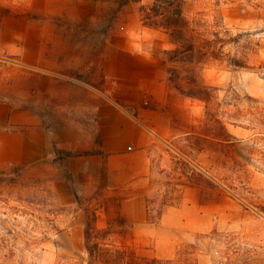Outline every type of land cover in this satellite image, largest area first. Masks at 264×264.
<instances>
[{
    "label": "rangeland",
    "instance_id": "374dc122",
    "mask_svg": "<svg viewBox=\"0 0 264 264\" xmlns=\"http://www.w3.org/2000/svg\"><path fill=\"white\" fill-rule=\"evenodd\" d=\"M151 2L0 0V99L21 94L28 76L32 80L40 72L39 53L54 47L52 40L45 43V36L57 35L60 49L82 60L68 81L89 82L85 75L92 70L94 84L108 83L110 100L130 111L137 110L128 100L139 88L144 92L140 105L167 114L177 129L189 122L222 138L226 126L229 136L223 137L230 142L213 145L215 151H193L184 135L167 142L156 138L144 197L166 180L161 168L176 182L200 183L199 171L187 172L176 157L196 170L205 169L215 187H185L180 204L169 209L159 226L138 225L118 238L141 254L169 259L180 245L215 229L230 233L234 248L229 251L225 241L204 240L199 264H264V0H187L190 18L212 28L220 22L238 39L226 45L222 60L200 71V82L215 88L209 106L185 101L173 86L175 92L168 93L165 103H153L149 79L158 73L152 64L167 59L165 50L174 46L165 34L142 25L140 8ZM91 53L90 69L86 62ZM233 59L244 66L236 67ZM20 167L0 166V264H89L83 234L87 212L107 198L132 191L98 187L76 192L59 186L69 178L60 166L30 171ZM67 195L72 203H65ZM114 211L112 202V215ZM108 220L104 210L99 211V227H107Z\"/></svg>",
    "mask_w": 264,
    "mask_h": 264
},
{
    "label": "crops",
    "instance_id": "0c3cea01",
    "mask_svg": "<svg viewBox=\"0 0 264 264\" xmlns=\"http://www.w3.org/2000/svg\"><path fill=\"white\" fill-rule=\"evenodd\" d=\"M50 37L45 36L44 41L52 40L54 47L39 53L40 72L32 80L28 76L20 95L13 92L0 99V166H21L29 171L60 166L69 178L59 186H70L76 192L98 187L128 192L144 189L156 138L167 142L183 136L190 130L189 122L177 129L167 114L141 106L144 92L139 88L128 100L137 107L134 112L112 102L108 83L95 85L92 70L85 75L89 82L68 81L82 60L75 52L60 49V36ZM90 55L86 65L91 69ZM158 63L152 64L158 75L149 79L148 90L155 105L165 103L168 93L175 92L168 55ZM126 194L120 209L136 231L138 225L147 224L145 197ZM67 197L65 203H72L71 196Z\"/></svg>",
    "mask_w": 264,
    "mask_h": 264
},
{
    "label": "trees",
    "instance_id": "16d2710c",
    "mask_svg": "<svg viewBox=\"0 0 264 264\" xmlns=\"http://www.w3.org/2000/svg\"><path fill=\"white\" fill-rule=\"evenodd\" d=\"M141 1V0H128ZM187 0H152L151 3L142 5L140 8V20L144 27L154 29L165 34L173 49L167 51L169 79L175 90L183 97L194 101H202L209 106L215 96V88L200 82L199 74L207 65L222 60L227 44L238 42L233 32L218 22L212 27L202 23L198 19L190 18L185 12ZM236 67L244 66L243 61L233 59ZM196 126L183 136L193 151L201 153L204 151H215L213 145L230 142L223 136H229L226 126H223V136L216 137L215 134H207L205 129L196 130ZM171 150L173 147H169ZM170 153V150H167ZM183 157L190 158L185 152L179 150ZM178 162L192 174L198 172L201 175L200 183L193 180L176 182L172 174L161 168V174H166V180L157 184L152 195L145 196L147 207V223L159 226L169 209L180 204L185 187H197L201 189H213L215 187L205 169L196 170L190 166V162L177 158ZM22 168V167H20ZM24 169V168H22ZM152 176V166L151 174ZM145 189L136 190L132 193H142ZM128 194H122L118 198H107L105 203L92 211L87 212V220L84 228V247L89 256V264H199V245L208 240L225 241L229 251H232V235L224 234L217 230L210 233H200L196 236L194 243L180 245L175 256L162 259L155 255H144L135 245L128 243L126 239L119 236L128 235L132 230V224L121 212V201ZM115 202L114 214H111V203ZM109 216L107 227L98 225L99 211ZM230 253V252H229ZM231 256H227V259Z\"/></svg>",
    "mask_w": 264,
    "mask_h": 264
}]
</instances>
